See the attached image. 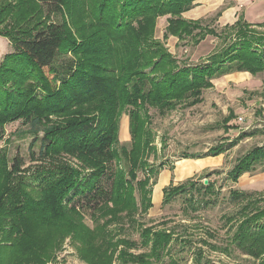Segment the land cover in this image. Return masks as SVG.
Segmentation results:
<instances>
[{
  "label": "trees",
  "instance_id": "obj_1",
  "mask_svg": "<svg viewBox=\"0 0 264 264\" xmlns=\"http://www.w3.org/2000/svg\"><path fill=\"white\" fill-rule=\"evenodd\" d=\"M37 1L48 16L65 7V0ZM101 1L105 31L98 36L69 37L66 23L48 16L21 34L6 35L13 49L0 62V129L10 121L29 124L35 135L31 151L40 142L38 156L31 155L32 161L40 162L34 175L40 181L41 196L20 188L27 194L4 202L11 192L5 185L6 193L0 196V226L4 222L0 264H47L50 254L35 251L31 247L34 240L26 238L38 232H52L57 244L68 239L87 264H181L175 258L163 261L175 238L174 228L167 222L147 226L140 220L153 207L152 187L164 166L150 160L162 148L155 143L149 111L156 109L161 116L179 104H200L204 91L214 87L213 79L219 76L264 72V30H257L264 28V21L252 24L240 18L218 32L202 27L201 21L182 18L198 0H119L116 15L107 9L116 0ZM163 15H170L165 38H191L199 44L213 35L223 41L222 46L202 63L180 62L156 37L155 20ZM61 54L75 58L62 63L58 61ZM123 113L130 119L128 143L118 139ZM51 116L70 118L58 123ZM243 136L212 146L204 156L184 154L182 158L223 154ZM1 161L0 167L4 166ZM257 162L264 163V144L240 157L228 178L238 182ZM23 165L24 160L16 156L11 169L19 172ZM197 185L188 180L166 187L163 203H170L166 198L170 191ZM199 185L212 189L210 183ZM231 195L240 203L228 217L236 223L231 243L257 264H264V191L232 190ZM84 210L90 212L93 222L98 212L105 219V238L99 248L94 249L88 240L91 231L83 227ZM126 224L138 226L140 241L122 235ZM203 243L212 251L230 254L229 245ZM200 251L196 254L199 263Z\"/></svg>",
  "mask_w": 264,
  "mask_h": 264
},
{
  "label": "rangeland",
  "instance_id": "obj_2",
  "mask_svg": "<svg viewBox=\"0 0 264 264\" xmlns=\"http://www.w3.org/2000/svg\"><path fill=\"white\" fill-rule=\"evenodd\" d=\"M101 2V0H65L63 11L48 16L45 8L37 0H0V62L4 55L13 49L11 40L6 37L7 34L12 37L21 34L22 31L38 25L47 16L52 21L65 22L70 32L69 37L75 39H88L104 33L105 26L102 24L105 21V6L100 10ZM118 2L119 0L115 1L116 4L110 2L107 6L112 15L117 14ZM203 2L198 5L191 3L188 15L199 18L202 27L220 32L224 27L221 26L218 15L225 7V3L221 0ZM238 8L239 13L247 12L249 19L254 22L264 20V0H253L249 8L243 2ZM16 17L22 20L16 22ZM169 18L170 15H163L155 20L156 37L159 40L163 39L164 26L168 24ZM164 39L167 48L180 62L191 64L204 62L209 54L218 50L223 44V41L213 35H207L199 44L191 38H185L183 41H177L174 37ZM74 58L72 54H61L58 61L63 63ZM213 82L214 87L204 91L203 101L200 104L191 107L179 104L176 109L161 116L158 110L150 109L151 128L156 133L155 143L159 149L162 148L158 150L155 160L151 155V162L156 166L164 164L166 168H170L174 163L178 164L171 181L181 183L192 178L191 180L198 185L191 189L189 186L170 191L166 197L170 200L169 204L156 201L148 214L140 220L147 226H163L162 223L167 222L168 227L174 228L175 238L171 243L169 255L164 257V262L175 258L181 264H257L254 259L242 254L231 243L236 223L229 222L228 217L233 216L240 206V203L232 200V190L264 191V163H255V169L245 172L238 182H232L228 178V172L245 153L254 146L264 144V72L255 76L234 73L216 78ZM69 118L51 116L50 120L62 123ZM29 128V124L17 120L10 121L4 129H0V158L4 165L0 167L2 174L0 196L6 193L5 185H9L11 190L6 194L7 198L4 202H7L9 197L15 200L27 193H32L37 198L41 196L40 181L34 175L40 162L32 161L31 155V152H34L35 156H38L40 142L38 141L31 151L30 146L35 140V135L30 133ZM242 134L245 136L238 139L234 147L219 156H208L198 161L180 160L184 154L204 156L212 146L229 144ZM16 156L25 162L19 172L11 169L12 161ZM142 170L138 172L140 179L144 175ZM202 182L205 185L210 183L212 189H201L199 184ZM20 188L27 193L21 192ZM83 212L86 223L83 227L91 231L88 240L93 242L94 249L99 248L102 237L105 238V219L98 212L96 214L101 216H95L93 222L90 212L88 210ZM3 224L4 222L1 226ZM124 227L126 230L122 233L123 236L140 241L137 225L126 224ZM111 228L116 227L112 225ZM209 233L214 235V238L210 237ZM27 237L34 240L31 247L35 251L50 254L47 264H87L79 258L76 247L68 239L57 244L52 232L30 233ZM204 240L223 246L229 245L230 254L212 251L203 243ZM200 249L201 263L196 256Z\"/></svg>",
  "mask_w": 264,
  "mask_h": 264
},
{
  "label": "crops",
  "instance_id": "obj_3",
  "mask_svg": "<svg viewBox=\"0 0 264 264\" xmlns=\"http://www.w3.org/2000/svg\"><path fill=\"white\" fill-rule=\"evenodd\" d=\"M203 1H205V0H198L196 2L197 3L196 5L204 3ZM221 1L223 3H225V7H223L221 9V11L219 12V15H218L219 16V22L221 23L222 27H225L226 25H233L240 18H242L244 21H246L248 23H252V24L253 23H260V22H254V21H252V19H249V16H248L247 12L239 13L240 10L238 8V5H240L241 3L244 2L246 5H248V8H249L253 4V0H227V2H224L225 0H221ZM188 13H190V10L185 12V14L183 13L184 18L187 17V19H189V20L200 21L199 18L196 19L192 15L189 16ZM263 21L264 20H262L261 22H263ZM166 28H167V24L164 26L163 39H160L163 42L165 40L164 39L165 38L164 34H165V31H166ZM169 37H174V38L177 39V41H183V40H179L178 37L173 36V35H169L167 38H169ZM168 51L173 54V52H171V50L169 48H168ZM194 64H196V63H194ZM234 73H247V74H250L252 76H255L254 74H252V73H250L248 71H236V72H231L229 74H225V75H222V76L231 75V74H234ZM222 76H219V77H222ZM219 77H217V78H219ZM213 84H214V82H213ZM118 139H119L120 143H123V141H125V143H128L131 140L130 119H129V115L127 113H123L122 116L120 117ZM214 157H216V156H214ZM204 158H206V157H201V158H182L180 160L181 161H185L187 159H194V160L198 161V160H201V159H204ZM180 160H179L178 163L181 162ZM177 165L174 163L170 168H166V166L164 165L163 166L164 168L162 167V169L160 170V172H159V174L157 176V182L152 187V202H153V205L155 204L156 201L157 202H163L164 189L166 187L177 186V184L180 185L181 183H184V182L192 179V178H188L187 180H185L184 182H181V183H175V182L171 181L172 174H174L175 170H177V167H176ZM167 181H168V183H167ZM154 194H155V197H154Z\"/></svg>",
  "mask_w": 264,
  "mask_h": 264
},
{
  "label": "water",
  "instance_id": "obj_4",
  "mask_svg": "<svg viewBox=\"0 0 264 264\" xmlns=\"http://www.w3.org/2000/svg\"><path fill=\"white\" fill-rule=\"evenodd\" d=\"M207 182V180L205 181V183Z\"/></svg>",
  "mask_w": 264,
  "mask_h": 264
}]
</instances>
